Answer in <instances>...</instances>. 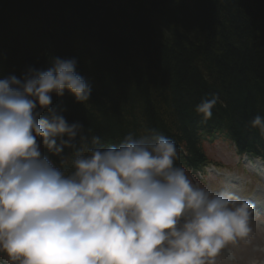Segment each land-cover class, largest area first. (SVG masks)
<instances>
[{"label": "clouds", "instance_id": "1", "mask_svg": "<svg viewBox=\"0 0 264 264\" xmlns=\"http://www.w3.org/2000/svg\"><path fill=\"white\" fill-rule=\"evenodd\" d=\"M76 68L55 57L47 69L0 78V254L9 264H216L246 242L254 204L194 183L175 165L173 140L147 129L105 147L53 107L65 93L89 101ZM217 103L204 97L195 112L207 120ZM249 126L264 136V117Z\"/></svg>", "mask_w": 264, "mask_h": 264}, {"label": "trees", "instance_id": "2", "mask_svg": "<svg viewBox=\"0 0 264 264\" xmlns=\"http://www.w3.org/2000/svg\"><path fill=\"white\" fill-rule=\"evenodd\" d=\"M55 57L74 58L92 92L53 107L105 147L156 129L175 142L176 166L196 168L201 138L221 133L264 157L249 126L264 117V0H0V78ZM212 96L205 120L195 107Z\"/></svg>", "mask_w": 264, "mask_h": 264}, {"label": "rangeland", "instance_id": "3", "mask_svg": "<svg viewBox=\"0 0 264 264\" xmlns=\"http://www.w3.org/2000/svg\"><path fill=\"white\" fill-rule=\"evenodd\" d=\"M207 154L211 157V159L219 161V163L227 166H232L234 163L232 162L231 155L233 154L232 148L221 141H214L212 143H208L207 145ZM226 151L230 154H227ZM235 173H230L232 176ZM209 179V178H207ZM245 180H243L244 182ZM221 185V184H220ZM256 185V184H254ZM224 186H227L224 184ZM223 186V187H224ZM212 191L219 190L221 187L218 184H210ZM228 187V186H227ZM261 193L256 196L257 202L264 206V181L260 184ZM262 216V215H261ZM255 221L250 223L252 228V233L249 239L245 241H241L236 245H233L230 250L233 255H235V261L229 263L226 262L225 259L219 254L216 257V264H250V261L256 259L258 261H264V253H256L253 251L254 247L257 245L264 246V217H258L255 215Z\"/></svg>", "mask_w": 264, "mask_h": 264}, {"label": "bare ground", "instance_id": "4", "mask_svg": "<svg viewBox=\"0 0 264 264\" xmlns=\"http://www.w3.org/2000/svg\"><path fill=\"white\" fill-rule=\"evenodd\" d=\"M210 136L203 137L201 139H209ZM221 136H213L211 138L212 141H221L222 143H228L229 141L226 139V137L222 136L221 139H219ZM219 139V140H218ZM204 141H201V143Z\"/></svg>", "mask_w": 264, "mask_h": 264}]
</instances>
